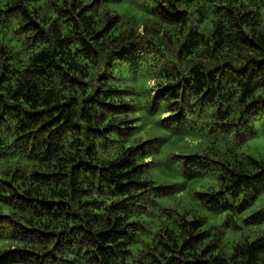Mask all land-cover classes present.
<instances>
[{"label":"trees","instance_id":"trees-1","mask_svg":"<svg viewBox=\"0 0 264 264\" xmlns=\"http://www.w3.org/2000/svg\"><path fill=\"white\" fill-rule=\"evenodd\" d=\"M31 2L35 7L28 8L22 4H13L10 8L0 9V11L4 13L5 20L19 12L27 22L20 25L16 33L31 32L30 39L35 45L46 42L47 29L45 22L39 16L40 0H31ZM187 2L191 7L193 0H187ZM104 3L110 7L103 23L95 27L89 37L88 44L79 41L80 47L73 49V42L68 40L66 44L58 43L57 48L53 49L55 55L50 58L41 49L34 57L29 56L28 61L43 68L44 71H59L64 68L62 53L65 48L75 56L82 49L91 47L93 43L104 44L107 41V43H115L111 51L115 52L119 49V55L115 59L125 68L132 65L139 69L149 60L154 63L160 58L165 60V64L175 66L177 58L181 56L191 58L194 55L196 48L200 45L198 37L204 36L203 32L189 25L188 7H175L171 4L167 7L157 5L161 12H147L139 7L135 0H92L91 4H85L79 11H76L77 5L74 3L73 15H69L67 8L60 9L55 16L51 17V24L48 27L56 25L61 20V14L65 17L64 23L71 21L75 26L81 22L85 13L92 11L93 6L99 10ZM226 7L224 4L217 5L212 10L213 14ZM193 10L197 13V24L203 27L205 20L201 19V9ZM78 17L81 20H78ZM125 17L135 23L134 28L129 29L121 24ZM146 17H155L161 25L182 24L188 27L180 34L175 32L169 34L168 31L154 28L152 34L147 36L143 43L123 37L122 33L140 35L147 32L149 22L146 21ZM89 19L93 23L97 22L96 16H91ZM8 39L11 44L21 43L14 41L11 36ZM64 39L67 38L61 37V40ZM124 44L128 46L124 47ZM173 44L178 45L174 50L171 48ZM4 47L7 48V45ZM215 50L214 47L213 51ZM173 51L176 52L175 57L172 56ZM19 54L23 57L24 52L21 51ZM99 54L100 49L92 47V51L85 53L84 58L88 61L89 55ZM10 58L6 57V59ZM230 63L225 61L223 65H217V71L208 78L219 77L221 69L228 71L227 65ZM85 66L94 67L91 61H88ZM71 67V61H69V68ZM104 67L106 71L97 75L98 86L93 91H88L87 73L80 69H77L78 75L67 73V83L80 90L84 97L82 113L86 106L91 105H96L102 110L99 120L103 126L89 123L86 128L88 133L93 136L104 134L109 140L113 136L123 138L124 154L109 161L108 164L95 163L87 150L85 155L89 156V159H77L71 164L75 172H87L95 178V195L119 197V199L84 201L85 205L96 209L93 212L94 218L101 216L100 208L105 205V212L113 213L104 217L105 222L111 227L96 234L101 251L112 250L113 244H117L121 253L131 256L134 245L150 236L154 241V249L155 245H159L165 250L159 254L155 250L150 253L158 264H240L238 255H248L249 260L244 264H264V259L260 255L264 253V161L260 159L263 156L259 155L257 148L251 147L248 141L243 153L245 158L235 164L231 161L225 163L216 159L217 153L204 142V138L182 131L183 119L176 109L169 106L165 110L167 114L160 109V104L165 98L170 97L173 103L176 102L172 86L165 85L163 90L157 89V96L153 97L151 110H146L148 119L144 120L135 114L139 109L128 99L120 103H114L111 99L121 96L132 97L135 94V88L106 85L109 82L135 83L136 87L150 88L151 81L145 79L128 82L117 79L114 71L118 65L107 57L104 60ZM161 68L163 70L164 65H161ZM23 71L28 73L30 69L26 67ZM189 71L192 70L189 69ZM18 72L20 69L15 70V73ZM31 72L37 75L43 74V72H37V68H31ZM81 75L85 78L81 79ZM237 75L242 76L250 84L252 81H260L264 77V63L254 61L251 65L246 64ZM165 78H170L167 71H165ZM171 78L174 79V77ZM8 79L6 73H0V87H3ZM186 83L195 84L196 78H190ZM262 86L264 84L257 83L255 90L258 91ZM19 91V88H16L12 91L9 100L4 101L5 113L14 112L19 116L22 121L20 128L22 136L17 137V140H22L32 153H36L38 163H43L53 153L65 147L63 144L55 143L52 138V132L61 125H65L63 131L78 133L75 140H71L67 147L71 148L77 144L80 140V128L84 125L78 122L69 123V101L62 100L59 104H52L50 110L24 109L23 105L17 104L16 101L20 99L27 103L28 97L18 95ZM175 91L177 96H182V89L176 88ZM202 91L205 94L208 92L206 88H202ZM241 95L247 101L245 111L255 112L264 109V103H261L264 97L256 96L253 100L249 98L252 92L245 93L243 90ZM3 96L4 92L0 91V97ZM72 99L73 97H69V100ZM249 105L252 107L249 108ZM230 115L231 112H228L226 116H220L214 123L227 125L231 123L227 118ZM156 117L159 119H155ZM41 121L43 122L40 123ZM35 123L40 125L35 129V133L27 131ZM208 131L211 133L213 129L210 128ZM220 131L223 132L224 128L221 127ZM43 132L48 133L49 139L46 145H40V151L45 154L40 156L36 144L32 142L39 143L37 136ZM32 158L30 154L29 159ZM61 159L65 158L61 157ZM216 167L224 169L228 174V182L223 187L220 185L225 177L223 173L219 176L214 174L213 168ZM12 175L13 180L4 182L8 195L0 199V217L5 218L3 223H0V232L3 233L0 234V264H36V261L43 264L41 258L46 257L47 252H37L34 248H25L22 245L25 242L39 245L50 241L59 233L36 228L27 220L21 219L14 220V224L19 225L18 228L11 227L14 212L50 216L53 220L63 216L69 221V228L67 230L62 228L61 233L74 230L83 232L84 224L88 221L77 223L82 218L79 213L67 210L66 201L46 199L43 195L33 196L28 194L27 188L23 192L19 191L17 181L20 185L25 182L24 173L17 169ZM144 176L150 178L140 179ZM62 177H66V173L58 170L41 171L39 168L28 174V179L37 185L59 184ZM82 191L88 194V189ZM224 192L228 193L227 197L222 195ZM176 229L186 233V238L176 241L172 235ZM87 231L91 232V229ZM12 232L15 234L13 235ZM164 237H168V240L173 242L168 243ZM242 241L246 242V245L242 244ZM59 243L60 241L57 240V244ZM165 255L166 259L163 258Z\"/></svg>","mask_w":264,"mask_h":264},{"label":"clouds","instance_id":"clouds-1","mask_svg":"<svg viewBox=\"0 0 264 264\" xmlns=\"http://www.w3.org/2000/svg\"><path fill=\"white\" fill-rule=\"evenodd\" d=\"M135 2L147 12H161L162 10L158 9L157 5L167 7L171 4L175 7H188L190 12L189 25L204 33L203 37H198L200 45L196 48L194 55L191 58L187 56L177 58L175 66L165 64V60L160 58L154 63L149 60L139 69L132 65L125 68L123 65H119V61L115 59L119 55V49L115 52L111 51L115 47V43H107L106 41L104 44L93 43L91 47L82 49L75 56L69 49L65 48L62 53L64 55V68L59 71H44L43 68L30 63L28 57H34L37 52L43 49L50 58L55 55L53 49L57 48V44H66L68 40L73 42V49L80 47L79 41L88 44L89 37L94 32L95 27L103 23L110 5L104 3L99 10L93 6L92 11L85 13L82 20L77 18L81 22L75 26L71 21L64 23L65 17L61 14V20L49 28L51 17L55 16L60 9L67 8L69 15H73L74 3L77 5L76 11H79L85 4H91L92 0H40L41 11L39 16L45 22L47 29L45 33L46 42L35 45L30 39L31 32L16 33V29L27 22L19 12L5 20L4 13L0 11V73H6L9 77L5 85L0 87V91L4 92V96L0 97V162H2L0 163V199L8 195L4 182L13 180V172L20 169L24 173L25 182L20 185L17 181L19 191L23 192L27 188L29 189L28 194L33 196L43 195L46 199L66 201L67 210L72 213H79L82 218L77 223L88 221L84 224L85 231L83 232L74 230L61 233L62 228L65 230L69 228V221L63 216L53 220L50 216L14 212L11 227L18 228L19 225H15L14 220L21 219L27 220L36 228H44L46 231L59 233L55 238L39 245L28 242L22 245L25 248H34L37 252H47V256L41 258L43 264H158V261L150 253L154 250L157 254L165 251L159 245H155L154 249V241L151 240L150 236L134 245L131 256H125L121 253L117 244H113L112 250L101 251L100 241L96 234L111 227L105 222L104 217L113 215V213L111 211L105 212V205V207L100 208L101 216L94 218L93 212L96 209L85 205L84 201L119 199V197L95 195V178L87 172H75L71 168V164L77 159H89V156L85 155V150H87L91 153L95 163L106 165L109 161L124 154L123 138L113 136L109 140L104 134L93 136L88 133L86 128L89 123L103 126L99 120V114L102 110L96 105H91L86 106L82 113L84 97L80 90L67 83V73L78 75L77 69L87 73L88 91H93L98 86L97 75L106 71L104 60L107 57L118 65L114 71V76L117 79L128 82L150 80V88L136 87L135 83L116 84L109 82L106 85L108 87L135 88V94L132 97L121 96L111 99L114 103L128 99L139 109L135 114L144 120L148 119L146 110H151L154 102L153 97L157 96V89L163 90L165 85L172 86L173 97H175L176 102L173 103L170 97L165 98L160 104V109L165 111L169 106L176 109L183 119L182 131L189 135L204 138V142L210 145L213 152L217 153L216 159L225 163L231 161L235 164L239 160H243L245 158L243 155L245 145L250 138L264 141V109L255 112L245 111L247 101L241 95L243 90L245 93L252 92L250 99L254 100L256 96L264 97V86L260 87L258 91L255 90L257 83L264 84V77L260 81H252L250 84L242 76L237 75L246 64L251 65L254 61L264 63V59H261L264 57V0H193L191 7L187 0H135ZM13 4H22L28 8L35 7L31 0H0V9L10 8ZM220 4L227 7L213 14L212 10ZM197 8L201 9V19L205 20L203 27H199L197 24V13L193 10ZM91 16L97 17L96 23L89 19ZM145 19L149 22L147 32L140 35L122 33L123 37L143 43L147 36L152 34L154 28L168 31L169 34L173 32L180 34L188 27V25L182 24L161 25L155 17H146ZM121 24L126 25L129 29L135 27V23L127 17L121 21ZM10 36L14 41L21 43L11 44L8 39ZM61 37L67 39L61 40ZM5 45L7 48L4 47ZM123 46L127 47L128 45L124 44ZM177 46V44H173L171 48L174 50ZM92 47L99 48L100 54L89 55L88 61L94 65V67L89 68L85 66L88 61L85 60L84 54L90 53ZM214 47L215 51H213ZM21 51L24 52L23 57L19 54ZM172 56H176L175 51L172 52ZM6 57L11 58L6 59ZM69 61L72 64L71 68H69ZM225 61L231 62L227 65L228 71L225 72L221 69L219 77L209 79L208 77L217 71L216 66L223 65ZM161 65H164L163 70ZM26 67L30 69L28 73L23 71ZM31 68H37V72H43V74L37 75L31 72ZM16 69H20V72L15 73ZM165 71L170 78H165ZM193 77L196 78L195 84L186 83ZM80 78L84 79L85 77L81 75ZM16 88L20 90L18 95L28 97L27 103L20 99L16 101L17 104H22L24 109L44 108L50 110L52 104H59L62 100L69 101V123L78 122L84 125L80 128V140L77 144L71 148L67 147L71 140H75L78 133L63 131L65 125H61L60 128L52 132V138L55 143L63 144L65 147L53 153L43 163H38L36 153H32L22 140H17V137L22 136L20 130L22 121L19 116L14 112L5 113L4 101L9 100L12 91ZM176 88L182 89V96L176 95ZM202 88L208 90L207 94L202 91ZM69 97H73V99L69 100ZM251 107L249 105V108ZM228 112H231V115L227 117L231 123L227 125L214 123L220 116H226ZM165 114H167L166 111ZM155 119L159 118L156 117ZM39 126V123H35L27 131L35 133V129ZM221 127L224 128L223 132L220 131ZM210 128L213 129L211 133L208 131ZM48 139V133L43 132L37 136L39 143L32 142L36 144L40 156L45 155L40 151V145H46ZM14 141L15 143H13ZM78 148L79 150H77ZM30 154L32 159H29ZM61 157L65 159L62 160ZM260 159L264 161V157ZM36 168L41 171L58 170L66 173V177H62L59 184L37 185L28 179V174ZM213 172L217 176L223 173L225 179L220 185L223 187L228 182L227 172L219 167L213 168ZM149 178L148 176L140 177V179ZM84 189H88V194L83 193L82 190ZM222 195L227 197L228 193L224 192ZM117 214L122 215V213ZM4 219V217H0V223H3ZM89 228L91 232L87 231ZM0 234L3 233L0 232ZM12 234L14 235L15 232ZM172 235L176 241L186 238V233L181 232L180 229H176ZM164 239L170 244L173 242L168 240V237H164ZM57 240L60 241L59 244H57ZM241 243L246 245L244 241ZM49 249L51 250L49 251ZM221 254L223 255V252ZM260 255L264 259V253ZM163 258L166 259L167 256L165 255ZM237 259L240 264H244L245 261L249 260V257L248 255H238ZM36 264H40V261H36Z\"/></svg>","mask_w":264,"mask_h":264},{"label":"rangeland","instance_id":"rangeland-1","mask_svg":"<svg viewBox=\"0 0 264 264\" xmlns=\"http://www.w3.org/2000/svg\"><path fill=\"white\" fill-rule=\"evenodd\" d=\"M249 145L251 147H256V150H258L259 155L264 157V141L255 138H250Z\"/></svg>","mask_w":264,"mask_h":264}]
</instances>
